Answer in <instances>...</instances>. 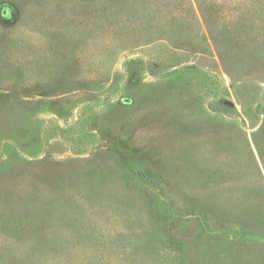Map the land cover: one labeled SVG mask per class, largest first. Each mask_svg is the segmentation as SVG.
<instances>
[{"label": "rangeland", "instance_id": "obj_1", "mask_svg": "<svg viewBox=\"0 0 264 264\" xmlns=\"http://www.w3.org/2000/svg\"><path fill=\"white\" fill-rule=\"evenodd\" d=\"M3 1L0 256L50 249L52 235L76 262L104 246L124 251L117 261H185L192 229L237 225L248 191L264 205V161L246 145L264 130V19L239 24L209 1L217 41L192 57L124 50L113 15L86 0ZM142 56L167 70L126 67ZM171 204L191 228L159 213ZM143 246L162 255L128 256Z\"/></svg>", "mask_w": 264, "mask_h": 264}, {"label": "trees", "instance_id": "obj_2", "mask_svg": "<svg viewBox=\"0 0 264 264\" xmlns=\"http://www.w3.org/2000/svg\"><path fill=\"white\" fill-rule=\"evenodd\" d=\"M78 1V0H77ZM218 0H86L84 3L96 6L106 14L113 15L118 25V30H109L111 42H117V46L125 45L124 50L133 49L137 52L153 49L157 44L169 45L173 50H181L183 54L196 57L207 53L211 41H217L215 26L212 21L208 2ZM227 4V9L238 16V23L249 25L247 21L255 22L257 19H264V0H220ZM60 7L62 0L58 1ZM69 0L67 1L68 4ZM4 1L0 0V11ZM12 7L15 1L8 2ZM226 6V5H225ZM110 12V13H108ZM2 15L0 14V33ZM15 21V20H14ZM8 24V21H3ZM218 25L217 28H219ZM205 42V43H204ZM14 58V57H13ZM17 59V57H15ZM40 63V60L37 61ZM128 69L134 71H151L156 67L164 65L153 59L145 57H134L126 63ZM36 65V64H35ZM170 65L169 67L174 66ZM37 66V65H36ZM199 63H192L190 68L199 67ZM168 66L162 67L167 70ZM225 113V112H224ZM228 114V113H225ZM246 112V119H247ZM246 145L254 154L256 149L264 161V130L263 126L256 129L252 136L246 137ZM264 191V185L263 189ZM236 208H240L242 217L237 225L229 223L222 224V221L207 220L202 227L194 228L183 239L179 240L184 246L180 255H185V261H163V262H134L127 260H115L123 254L119 249L111 247L107 250L95 248L86 249L87 259L76 262L71 259L74 256L70 243L60 245L54 236H50V249H39L36 247H18L4 250L6 254L0 256V264H44L41 259L46 255L49 264H264V205H256V198L248 191ZM166 194H170L168 189ZM165 204L168 202H164ZM162 205V204H161ZM161 215L177 220L187 226L194 219H184L183 212L179 211L176 205L159 207ZM162 217V216H161ZM184 226V225H183ZM191 228V226H190ZM197 235L199 231H202ZM184 234V231H182ZM195 235H197L195 237ZM134 238V241H138ZM64 243V241H63ZM154 254L162 255L160 251H149L144 248L139 250H128V256H139ZM126 254V253H124ZM179 253H170L171 256H178ZM163 255H166L164 253ZM191 257V258H190Z\"/></svg>", "mask_w": 264, "mask_h": 264}]
</instances>
